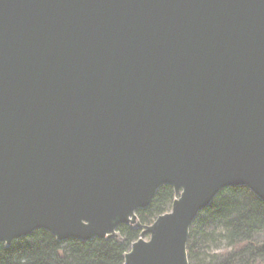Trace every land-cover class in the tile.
<instances>
[{
	"label": "water",
	"instance_id": "1",
	"mask_svg": "<svg viewBox=\"0 0 264 264\" xmlns=\"http://www.w3.org/2000/svg\"><path fill=\"white\" fill-rule=\"evenodd\" d=\"M232 187L264 202V0H0V243L129 225L123 264H189Z\"/></svg>",
	"mask_w": 264,
	"mask_h": 264
},
{
	"label": "trees",
	"instance_id": "2",
	"mask_svg": "<svg viewBox=\"0 0 264 264\" xmlns=\"http://www.w3.org/2000/svg\"><path fill=\"white\" fill-rule=\"evenodd\" d=\"M176 197L171 186L158 188L150 204L136 212L141 224L168 212ZM117 231L119 240L58 241L35 230L9 245L0 243V264H123L140 230L120 225ZM216 242L220 248L210 249ZM186 251L189 264H264V202L244 187L222 190L193 221Z\"/></svg>",
	"mask_w": 264,
	"mask_h": 264
},
{
	"label": "rangeland",
	"instance_id": "3",
	"mask_svg": "<svg viewBox=\"0 0 264 264\" xmlns=\"http://www.w3.org/2000/svg\"><path fill=\"white\" fill-rule=\"evenodd\" d=\"M176 196H178V195H176ZM176 198H177V197H176ZM170 209H171V208H170ZM169 211H170V210H169ZM169 211H168V212H169ZM209 246H210V249H214V250L216 249V250H217V249L220 248L221 245H220V243H217V242H216V243H210ZM216 252L220 253L221 251H216Z\"/></svg>",
	"mask_w": 264,
	"mask_h": 264
}]
</instances>
